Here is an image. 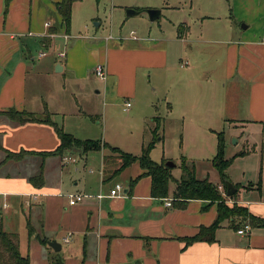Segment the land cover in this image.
<instances>
[{
	"label": "crops",
	"instance_id": "1",
	"mask_svg": "<svg viewBox=\"0 0 264 264\" xmlns=\"http://www.w3.org/2000/svg\"><path fill=\"white\" fill-rule=\"evenodd\" d=\"M59 1L0 0V112L14 109L36 116L48 115L52 122L74 137L76 131L63 118L65 87L62 82L57 83V75L67 70L73 71L80 79L84 78L86 69L92 70L94 66L91 56L96 54L101 56L107 76L117 82L127 75L128 70L135 74L138 68H167V43H178L189 49L193 43L211 40L205 39L202 31L195 35L191 25L185 22L177 26L175 36L167 37L161 33L157 37L159 43L152 42L150 36L137 37L132 31L131 36L115 38L113 42L109 41L111 37L106 42L90 46L82 42L78 45L77 41L67 51L55 50L52 44L56 37L71 38L70 32H65L60 24L56 9ZM234 1L231 15L235 16L236 12L243 15L236 17V21L240 24L244 20L247 25L240 27L236 23L228 36L211 40L224 46L222 78L225 81L216 86L214 94L217 96V92H224L230 103L226 106L229 111L224 120L263 123L264 0ZM121 2L124 7L138 11L136 15H143L145 9H155L160 4L157 0ZM161 4L174 6L166 0ZM254 20H257L258 30L248 34L250 22ZM46 22L50 24L48 27L44 25ZM59 30L63 33L58 34ZM36 36L40 37L42 47L53 50L52 60H40L39 68L28 61L32 45L30 37ZM21 49L22 53H18ZM59 51L64 55L59 56ZM38 57H45L44 52H39ZM31 60L34 61V57ZM58 64L61 69L55 71ZM214 80L221 82L217 77ZM95 94H100V91L96 89ZM124 94L135 98L134 91ZM242 99L243 106L239 110ZM77 136L75 138H86ZM59 143L51 124L9 122L0 113V161L5 150L49 152ZM106 149L83 151L81 147L73 146L62 155L27 153L0 166V205L9 208L0 217V227L18 235L19 252L28 256L31 264H264V227L249 225L247 233L241 235L237 230L248 221H241L243 225L237 229L225 219L215 230L213 241L187 244L184 238L194 236L201 226H209L213 222L217 214L216 203L208 205V201L190 199L181 206L182 201L173 198L175 186L168 197L154 198L150 194L151 178L147 175L139 177L130 187V180L143 173L138 161L116 171L120 165L118 154L110 149L106 154ZM91 151L102 154L98 176L93 175L90 169L68 185L64 180L67 164L76 162V154L86 164L87 153ZM40 172L41 181L32 182L30 177ZM122 173L126 182L122 185L115 183L122 186V191L118 196H110L115 185L107 187L106 180ZM210 181L218 186V190L222 188L220 179ZM232 184L236 188L235 195L242 187L245 192L261 190V183L250 184L249 187L248 184ZM71 195L78 196L74 198V204L69 203L73 198ZM236 199L233 203L245 206L251 214L264 215V199L242 200L238 195ZM226 203L229 204L228 201ZM16 224L26 230L22 251L20 235L14 229ZM66 237H69L68 241L64 240ZM53 240L60 244L58 251L48 245Z\"/></svg>",
	"mask_w": 264,
	"mask_h": 264
},
{
	"label": "rangeland",
	"instance_id": "2",
	"mask_svg": "<svg viewBox=\"0 0 264 264\" xmlns=\"http://www.w3.org/2000/svg\"><path fill=\"white\" fill-rule=\"evenodd\" d=\"M121 1L74 2L69 30L71 38L66 40L56 37L52 48L67 51L77 41L78 45L82 42L90 46L106 42L110 37L112 40L109 41L113 42L115 38L131 36L132 31L137 37L150 36L152 42L159 43L157 37L161 33L167 37L175 36L177 26L185 22L191 25L195 35L202 31L205 39L214 40L215 37L228 36L236 23L240 27L247 25L244 20L238 24L236 21V17L240 15L238 12L234 13L235 16L231 15L234 0H166L174 5L172 7L161 4L162 0H157L160 4L155 9L160 11V15L154 21L149 20L147 13L127 16L126 10L129 7H124ZM96 23L100 25L97 26ZM250 24L251 28L247 32L254 34L258 30L257 20L251 21ZM62 33L63 31L59 30L58 34ZM39 39L38 36L30 37L32 45L28 58L29 64L38 68L41 66L40 60H52L50 57L53 55V50L42 47ZM211 40L193 43L189 49L183 45L181 47L178 43H167L169 55L167 68H138L135 74L128 70L127 75L122 76L117 82L107 76L106 67V79L100 80L95 76L94 67L105 64L100 55L93 54L91 60L94 66L92 70L86 69L84 78L80 79L73 71L67 70L56 77L57 83L62 82L65 87L63 118L69 123V127L76 131L75 137L83 135L86 138L80 137L81 139L105 142L108 146L133 155H140L142 149H148L153 141L149 157L157 163L172 161L174 166L171 167V174L175 179L182 175L183 158L187 164L194 166L197 179L208 177L214 182L218 181L219 176L211 160L216 153L218 135L222 134L224 158L232 159L225 170L226 180L239 185L248 184L247 187L250 184L261 183V190L245 192L242 187L234 197L228 198L225 195L226 188L221 184L220 193L230 205L237 200V195L242 200H262L264 122L224 120L229 111L226 106L230 103L227 102L224 92L221 94L217 92V96L214 94L216 86L225 81L222 78L224 46ZM89 49L90 47L87 51ZM23 52L27 55L26 51ZM39 52H44L45 57L39 58ZM18 53H22V49ZM32 57L34 61L31 60ZM215 77L221 82L213 81ZM225 84L229 87V82L226 81ZM96 89L100 94H95ZM131 91L135 92V98L124 94ZM127 100L131 105L126 109ZM243 100L240 102L239 110L242 109ZM4 116L9 122L16 121L11 118L15 115ZM37 117L46 119L45 115ZM14 118L24 119L26 122L46 123L33 121V116L28 117L24 114ZM242 151L245 154L238 155ZM104 152L107 154L110 151L106 149ZM87 154L86 164L77 154H74L76 162L67 164L64 180L68 185L73 184L90 169L93 175L98 176L102 154L99 151ZM123 174L107 179L105 182L107 187L117 182L124 184L126 178ZM173 186L175 183L170 180L168 196L172 194ZM8 210L9 208L4 206L2 208L0 205V217ZM241 218H237V221ZM17 222L16 218L15 223ZM14 229L20 235L22 251L24 250L22 239L26 235V230L19 224H16Z\"/></svg>",
	"mask_w": 264,
	"mask_h": 264
},
{
	"label": "trees",
	"instance_id": "3",
	"mask_svg": "<svg viewBox=\"0 0 264 264\" xmlns=\"http://www.w3.org/2000/svg\"><path fill=\"white\" fill-rule=\"evenodd\" d=\"M78 0H60L56 3V9L60 17V24L63 27L64 31H69L70 20H71V8L72 4ZM53 32V30H51ZM4 115H15L20 117L21 115H28L32 117L33 121H44L48 124H51L59 139V145L52 151L49 152H33L21 150L19 152H10L5 150V156L0 161V166L9 159L18 160L20 157L27 153L37 154L40 156L47 155H62L65 150L70 149L71 147H81L83 151L89 150H100L102 147H107L112 152L117 153L120 159V165L116 171H122L127 168L133 162L138 161L140 167L143 169V173L137 176L136 178L130 180V187H132L139 177L143 175L150 176L151 186L150 194L154 198H166L168 197V186L170 180H173L175 183V188L173 191V198L176 201H182L181 206H185L188 200L190 199H200L208 201V205L216 203L217 214L213 222L209 226H201L197 234L192 237L184 238L187 244L193 243L195 241H213L214 232L219 227V224L228 219L230 225L238 227L241 224V221L247 220L250 226H262L264 227V215L259 217L255 216L248 211L245 206L238 205L237 203L227 204L224 196L219 192L218 186L209 180L208 177L203 179H197L195 177L194 166L189 165L182 158V175L179 179H175L171 174V168L166 166L164 161L157 163L149 157V149L152 147L153 141L149 144L148 149H142L140 155H132L121 151L120 149L112 146H108L106 143L96 140L89 139H78L73 135L64 132L62 127L58 126L52 122L48 115H45L46 119H40L36 115L26 112V111H17L14 109H9L4 112H0ZM11 117L12 120H16L17 123H25L24 119H15ZM224 140L222 134L218 135L217 138V148L216 153L211 160L212 166L218 173L220 183L226 188V175L225 170L230 165L232 159L224 158ZM245 152H240L238 155H243ZM42 174L41 172L37 175L30 177L32 182L41 181ZM233 194L231 197H233ZM207 205V206H208ZM241 220L237 221V218ZM246 223V222H245ZM28 233L31 234V230L28 227ZM0 264H31L28 256H22L19 252V239L16 233H9L1 229L0 227Z\"/></svg>",
	"mask_w": 264,
	"mask_h": 264
},
{
	"label": "water",
	"instance_id": "4",
	"mask_svg": "<svg viewBox=\"0 0 264 264\" xmlns=\"http://www.w3.org/2000/svg\"><path fill=\"white\" fill-rule=\"evenodd\" d=\"M144 11L147 13L150 21H154L160 15V11L158 9L150 8V9H145ZM137 13H138V11L134 10L133 8H128L126 10V15L127 16H133V15H136ZM96 25H98V23H96ZM60 69L61 68H60V66L58 64L55 67V71H60ZM165 165L168 166V167H173L174 166V163L172 161H167L165 163ZM235 192H236V188L233 186V184L231 182H227L226 195L227 196H231ZM48 245L52 249H54L55 251H58L60 249V244H58V242H56L55 240L49 241L48 242Z\"/></svg>",
	"mask_w": 264,
	"mask_h": 264
},
{
	"label": "built area",
	"instance_id": "5",
	"mask_svg": "<svg viewBox=\"0 0 264 264\" xmlns=\"http://www.w3.org/2000/svg\"><path fill=\"white\" fill-rule=\"evenodd\" d=\"M44 25L46 26V27H48L50 24H49V22H46V23H44ZM58 55L59 56H63L64 54L63 53H58ZM94 73H95V75L100 79V80H104L105 79V69H104V67H103V65H101V64H98V65H96L95 67H94ZM130 106V102H126L125 103V107L126 108H128ZM64 159H66L65 157H64ZM69 158H67L66 160H68ZM122 191V186L120 185V184H116L115 186H114V188L113 189H111L110 190V196H118L119 195V193ZM72 196V195H71ZM102 195H99V197H101ZM73 198H71L70 200H69V203L70 204H74L75 203V199L74 198H77L78 196H72ZM167 205H169L170 203L169 202H167L166 203ZM250 229V226H249V224H244L243 225V227H241V228H239L238 230H237V233L238 234H245V233H247V231ZM65 241H68L69 240V237H66L65 239H64Z\"/></svg>",
	"mask_w": 264,
	"mask_h": 264
}]
</instances>
